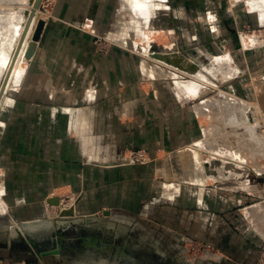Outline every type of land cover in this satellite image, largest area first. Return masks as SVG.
I'll return each mask as SVG.
<instances>
[{
    "label": "crops",
    "instance_id": "crops-1",
    "mask_svg": "<svg viewBox=\"0 0 264 264\" xmlns=\"http://www.w3.org/2000/svg\"><path fill=\"white\" fill-rule=\"evenodd\" d=\"M257 1H249L251 7L233 0L57 1L51 15H44L36 51L31 60H25L0 109V192L4 197L0 215L19 217L18 221L38 219L25 227L40 224V229L45 220L35 217L52 215L49 206L72 197L68 207L75 205L77 215L91 217L108 211L103 218L130 227L121 230L125 236L136 238L133 234L139 232L144 243L137 236L140 239L134 245L106 244L99 256L94 255V246L87 247L90 250L81 260L65 259L67 247L41 258L29 252L16 254L6 245L0 246V264H143L146 261L136 255L142 248L165 260L160 264H187L183 242L194 238L190 230L196 219L155 214L168 204L182 209L183 205L207 207V179L199 163L194 167L198 154L190 147L210 141L211 132L223 127L214 119L227 116L217 105L213 110L205 101L190 105L186 100L201 94V77L221 69L205 66L191 73L192 79L177 80L174 88L160 80V75L171 72L152 61L116 47L109 53L96 52L93 35L82 26L110 36L114 23L124 19L126 2L132 3L140 29L176 37L184 51L190 50L194 39L205 51L206 47L214 52L215 47L219 52L229 47L237 62L247 59L256 67L264 64V42L252 43L253 35L248 34L243 51L235 29L264 27V0ZM207 9L218 17L216 33L205 22H190ZM223 61L228 64L230 58ZM227 97L237 99L232 94ZM255 99L264 112V92ZM207 108L213 110L211 115ZM209 119L217 125L208 123ZM135 148L148 149L157 161L128 162L126 157ZM170 189L176 195L180 190L181 201L166 194ZM204 213L196 220L201 229L197 237L214 246L219 260L213 264H264L261 231L238 217L219 216L214 217L212 232H207ZM69 248L71 253L79 252L77 247Z\"/></svg>",
    "mask_w": 264,
    "mask_h": 264
},
{
    "label": "rangeland",
    "instance_id": "rangeland-1",
    "mask_svg": "<svg viewBox=\"0 0 264 264\" xmlns=\"http://www.w3.org/2000/svg\"><path fill=\"white\" fill-rule=\"evenodd\" d=\"M29 1L30 0H0V18H2L0 21L3 20L5 13L10 12L11 14H8H10L14 20L12 24H17L16 26L22 25L20 27L25 28L26 25H24V23L26 21L27 24L29 20V17L26 14V2L29 3ZM57 1L58 0H44L42 10L48 11V16L51 15L52 9L56 5ZM159 1L160 0H153L155 4ZM233 1H237L239 4L244 5L245 7H251V3H249V1L254 2L255 0ZM210 3L212 4V2ZM211 4L208 3L206 5ZM133 9V4H128L126 2L125 14L121 15L124 19L114 23L110 36L90 28L85 30L86 28H84V25L82 26L84 31H87L93 35L95 51L98 53H109L111 49L116 47L124 50L128 54L136 55L142 60L152 61L155 64L160 65L163 70L166 69L167 71L171 72L170 74L168 72V75L166 74L167 76L160 75V80L173 85L174 88H176L175 85L177 80L181 81L192 79V74L190 71L183 70L181 68L183 61L190 62L189 69L194 71L196 69H202L205 66L209 67L210 69H222V71L220 70L217 74L212 75L211 73H207L208 76H206V78H209L210 80L207 79V81L203 80L202 82H199L201 94L195 98L186 100L187 103L193 105L195 102L196 104H199L200 102L205 101L210 106H215L220 102L223 104L224 99L222 98H224L225 95H234L238 101H245L249 105V107H246L247 109L245 113H238L240 116V122L244 124L242 126H249L253 123V125H255L256 134L258 137H262L263 140H261L264 143V112L259 107V104L255 99L256 95H260L264 92V64H259L256 67H252L247 59L237 62L235 57L231 54L229 47H222L221 52H219V47H215L216 52L211 51V49L206 47L207 50L205 51V49H203L202 46L198 44L196 39H194V45L191 46L190 50L184 51L180 44L177 45L176 37H172L171 35L165 37L164 35L157 33L150 34L146 27L140 29L138 18L134 15ZM190 20V22H205L213 33H216V28H218V17L210 9L205 10L204 13H200L195 17H191ZM21 22L23 23L21 24ZM180 22L181 20L179 23ZM12 24L8 27H12ZM3 25H5V23L2 24V22H0L1 35L5 32ZM13 27H15V25ZM147 33H149V37L151 38L150 42L145 39ZM235 34L239 36V41L241 43L240 49L243 51H245L246 48V46H244V41L248 34L253 35L251 39L252 43L261 41L264 42L263 25L255 27L252 25L236 27ZM2 39L3 38L0 36V84H3L6 78L4 57H6L8 50L11 48V41H9V39L7 40L6 38L3 39L4 41ZM250 44L251 43L249 42V45ZM188 53L190 55H188ZM198 53L201 54V57H199L200 59H198ZM169 58H178L179 61L173 65L171 64ZM228 58H230V63L226 64L223 60ZM8 82L9 81H7V85L0 102V109L3 106V100L6 99L9 89L12 85L11 82ZM209 112L210 109L208 110V113ZM214 120H216L217 123L222 126V117L216 118ZM208 123L212 124L215 123V121L213 122L212 120ZM217 123L215 124L217 125ZM217 130L211 132L209 137L206 136L210 140H206V144L202 146L194 144L192 147H190V149L195 151V155L198 154L197 162L193 164L194 167H197L199 163V167L202 169L203 175L207 179V207L203 209V207L200 205L193 209V207L183 205L182 209L181 206H170L171 204H168L165 210H161V212L159 211L160 213L158 212L157 215L155 214V216L193 217L197 220L198 215L204 211L206 213H204V215L207 217V232H212L214 217L231 216L238 217V219L242 220L243 224L248 223L249 226L251 225L254 229H258L264 234V155L262 157L259 155L263 154L264 145H257V147L253 148L244 145L236 146L235 142L230 139L231 134L229 132H227L225 129H221L219 132H217ZM232 130H234V128ZM237 133L238 129L236 131V134ZM236 134L234 135L236 136ZM229 140L232 142L230 143ZM229 144L232 146L234 145V149L232 146L230 147ZM235 146L238 148L241 147L240 149L242 153L244 151L246 157H238L240 159H237L232 154V152L234 153V150L239 151V149ZM251 149H253V151ZM249 150H251V152ZM136 152L143 153L145 158H141V160H135L133 155ZM241 155L243 154H240V156ZM157 159L158 157L153 156L146 148L132 149L129 153V156L126 157L128 162L137 165L153 163L157 161ZM218 169H222V173L220 170L217 172ZM180 175L182 174L179 173V177ZM166 194L171 195V197L179 200L182 197L180 190H178L177 195L172 189L166 191ZM0 198H4L2 197L1 192ZM62 200L65 204H70L72 202V197H64ZM215 202L217 204V208L214 205ZM174 203H177V201L175 200ZM62 206L63 205L60 204L55 207L49 206L50 211L53 212L52 215H49L48 217H35L39 218V220H45V223L40 229L38 228V230H27L24 228L25 224L38 222V219H32L31 221H18L17 218L19 217H5L0 215V230H10L15 228L20 231V234L14 236L9 241V243H0V246L8 245L16 254L29 252L33 257H37L38 254L36 248L31 243H26L27 237L30 236L37 242V247L39 250L56 248L58 245H61L62 247H67V249H69L63 255L65 259L76 260L78 258V260H81L86 257L85 250H90L92 246H94L93 249L95 250L94 255L99 256V252L103 250L105 247L104 245L106 244L111 245L117 242L126 241L129 244L134 245L138 243L137 241L140 239V237L142 238L139 232L133 234L136 236V238L125 236L121 230L127 231L130 229V227L125 228L123 225H120L115 221L106 220V218H103L105 215L104 212H99L98 215L86 217V221L72 220V217H60L59 213ZM1 211L2 210L0 209V214H2ZM145 214L149 216L148 212ZM196 220L193 226H191L192 229L190 230V234H193L194 238L189 237V239H185L183 242L185 259L187 264H213V261H217L219 258L214 253L212 243L201 241V239L199 240V237H197L200 234L201 229L199 231V226ZM55 221H58V223H55ZM59 232H61L62 235H58ZM142 232L144 237L145 232ZM13 233H15V230ZM142 243H144L143 238ZM209 243L211 244L210 247H207L206 249L201 247V245ZM147 244L154 245L156 243L149 242ZM192 245H197L199 247L197 250H194L193 247H191L192 249H189V247ZM70 246L77 247L79 252L77 254L74 252L71 253L69 248ZM136 255L141 258L142 261H146L143 264H160L161 261L165 262V260L160 256L154 257L153 253H148L143 248L141 249L140 253H136Z\"/></svg>",
    "mask_w": 264,
    "mask_h": 264
},
{
    "label": "bare ground",
    "instance_id": "bare-ground-1",
    "mask_svg": "<svg viewBox=\"0 0 264 264\" xmlns=\"http://www.w3.org/2000/svg\"><path fill=\"white\" fill-rule=\"evenodd\" d=\"M15 1V0H14ZM24 1V0H23ZM35 1L36 0H30L29 1V3L28 2H26L27 4V9H26V14L28 15V17H30L32 14V18H31V20H30V24H29V28L27 29V32H26V35L24 36V40H23V43H22V45H21V47L19 48V46H20V43H21V40H22V37H23V35H24V32H25V28L23 27H20V26H22V25H18V26H16L17 24H14L15 25V27H13L14 25L12 24V22H14V20L12 19V17H11V13L10 12H8V13H10V14H8V13H3L5 16L3 17V15H2V17H3V20L2 21H0V22H2V24H4L5 23V25H3V28H4V30H5V32L1 35L0 34V36L4 39V38H6L7 40L9 39V41H11V43H10V50H8V52H7V55H6V57H4V63H5V74L7 75V73L10 71V76H9V82L8 83H12V82H14L16 79H17V77L20 75V73H21V71H22V69H23V65H24V62H26L25 60H26V58H25V52H26V50H27V47H28V45H29V42L30 41H32L33 40V35H34V33H35V31H36V28H37V25H38V23H39V21L40 20H44L45 19V17L43 16V15H45L46 13H48V11H43L42 10V6H43V3H44V0H42L41 1V3L42 4H40V6L39 7H36L35 8ZM5 4H6V2H5ZM20 4H22V3H20ZM3 5V4H2ZM45 5V4H44ZM23 6V5H22ZM24 7V6H23ZM8 10V9H7ZM46 10H48V9H46ZM11 11V10H10ZM34 11V12H33ZM1 17V16H0ZM16 18V17H15ZM0 19H2V18H0ZM29 21V20H28ZM17 22V21H16ZM19 22V21H18ZM23 22H21V24H22ZM11 24L13 25L12 27H8V26H11ZM7 25V26H6ZM24 25H27L26 24V21H25V23H24ZM24 29V30H23ZM24 31V32H23ZM2 39V40H3ZM4 41V40H3ZM19 50V51H18ZM169 60H170V62H171V64H173V65H175V63L178 61V58H169ZM226 62V61H225ZM189 64H190V62H185V61H183L182 62V69L183 70H187V71H190V73H195L196 71H198L197 69L194 71V70H190L189 69ZM215 70H217V69H215ZM217 71H219V70H217ZM221 71H222V69H221ZM214 72V71H213ZM223 72H224V70H223ZM217 73V72H216ZM228 75V74H227ZM217 76V75H216ZM225 77V76H224ZM201 79H203V80H205V81H207V79H209V78H202L201 77ZM202 80V81H203ZM210 80V79H209ZM209 82V81H208ZM218 86V85H217ZM1 88H2V84H0V90H1ZM225 93V92H224ZM229 96V95H228ZM222 99H224V101H223V104H222V102H220V101H218V102H220L217 106L220 108L219 110H221L220 111V113H224L227 117L225 118H223V116H222V120L224 121V122H222L223 123V127H222V129H225L227 132H229L228 134L230 135V139H232L233 140V142H235V144H236V146H249L250 148H253V147H257V145H259V146H261V145H264V143H263V139H262V137L260 138V137H258V135L256 134V131H255V125H249V126H242V125H244V124H241L240 122H239V117L237 116V113L238 112H240V111H242V112H246V107H249V105L246 103V102H243L242 100H239L238 101V99H234V98H229V97H227V96H225V98H222ZM221 100V99H220ZM237 100V101H236ZM214 101H216V100H214ZM222 101V100H221ZM242 101V102H241ZM217 103V102H216ZM222 104V105H221ZM251 104H253V103H251ZM250 104V105H251ZM201 105H204V104H201ZM206 105V104H205ZM205 105H204V108H206L205 107ZM207 105H209V104H207ZM254 107V106H253ZM203 108V107H202ZM203 108V109H204ZM209 108V107H208ZM207 108V111L209 110ZM211 108V107H210ZM214 107L212 106V108L211 109H213ZM202 109V110H203ZM204 110H206V109H204ZM214 110V109H213ZM213 110H210V113H212V111ZM216 111V110H215ZM214 111V112H215ZM203 112H205V113H207L206 111H203ZM218 112V111H217ZM204 113V114H205ZM209 113V114H210ZM216 113V112H215ZM209 114H207V115H209ZM206 115V116H207ZM211 115V114H210ZM216 115V114H215ZM220 116V114L218 113L217 114V116ZM222 115V114H221ZM224 115V116H225ZM213 117V116H212ZM221 117V116H220ZM209 118V117H208ZM209 121H210V119H209ZM236 127H237V129H238V133L236 134V131H237V129H236ZM249 127V128H248ZM234 128V130H232ZM235 129H236V131H235ZM229 130V131H228ZM243 131V132H242ZM233 134V135H232ZM234 134H236V136L234 135ZM262 139V140H261ZM230 141V140H229ZM232 141H230V143H231ZM244 143H247V144H244ZM234 144V143H233ZM234 146V145H233ZM235 146V147H236ZM236 148H238V147H236ZM241 148V147H240ZM240 148H238L239 149V151H235L234 150V153L232 152V154L237 158V159H240L241 157H246L245 156V153H244V151H243V153H242V151H241V149ZM234 149V148H233ZM243 150V149H242ZM252 151H253V149H251ZM251 150H249L250 152H251ZM259 151V150H258ZM256 152V151H255ZM261 153V152H260ZM240 154H243V155H241L240 156ZM252 154H253V152H252ZM256 154H257V152H256ZM256 154H255V156H256ZM247 155V154H246ZM261 157L264 155V152H263V154H259ZM258 155V156H259ZM254 156V155H253ZM238 157H240V158H238ZM232 158H234V157H232ZM235 158V159H236ZM260 167V166H259ZM208 170V169H207ZM71 204H73V203H71ZM66 207H68V204H67V206ZM42 226V225H41ZM29 229H38L39 227H40V224H34V225H29V226H27ZM16 231V233L18 232V230H15Z\"/></svg>",
    "mask_w": 264,
    "mask_h": 264
},
{
    "label": "water",
    "instance_id": "water-1",
    "mask_svg": "<svg viewBox=\"0 0 264 264\" xmlns=\"http://www.w3.org/2000/svg\"><path fill=\"white\" fill-rule=\"evenodd\" d=\"M41 1L42 0H36L35 1V5H34L35 8L40 6ZM32 15L29 17V21H28V23H27V25L25 27V32H24V35H23V38L21 40L19 48L21 47V45L23 43L24 36L26 35L27 29L29 28V24H30V20L32 18ZM43 26H44V20L42 19V20L39 21V23L37 25V28H36V31H35V33L33 35V40L29 42V45H28L27 50L25 52V58H26L27 61L31 60V58L33 57V55H34V53L36 51L37 43H38V40H39V38L41 36V32L43 30ZM9 76H10V71L7 73L5 81L2 84V88L0 90V102H1V99H2V96H3V92L5 91V87L7 85V81L9 79ZM104 214H108V211H104ZM59 215H60V217L72 216V220H79V221H86L87 220V218L85 216L77 215L75 205L70 207V208L61 209ZM74 218H76V219H74ZM55 223H58V221H55ZM24 228H26V227H24ZM26 229L29 230L28 228H26ZM10 230H0V236H1L0 237V243L7 244V243H9V241L14 236L20 234V231L18 229H17L18 232L16 234H14V233L11 234ZM58 235H62V233L59 232ZM26 243H31L36 248L37 254L41 258H44L47 255L59 254L61 252V245H58V247H56V248H51V249H46V250H39L38 247H37V242L34 239H32L30 236L27 237Z\"/></svg>",
    "mask_w": 264,
    "mask_h": 264
},
{
    "label": "built area",
    "instance_id": "built-area-1",
    "mask_svg": "<svg viewBox=\"0 0 264 264\" xmlns=\"http://www.w3.org/2000/svg\"><path fill=\"white\" fill-rule=\"evenodd\" d=\"M135 154H136V155H135ZM133 156H134V159H135V160H141V158H145V155H144L143 153H141V152H136V153H134ZM60 205H63V206L61 207V209L67 208V207H66L67 204H65V203L63 202V200H61ZM210 245H211L210 243H209V244H204V245H201V247H202L203 249H206L207 247H210ZM191 247H193L194 250H197L199 246H197V245H192V246L189 247V249H192ZM213 250H214L215 255H216L217 257H219V255H217L216 252H215V248H214V246H213Z\"/></svg>",
    "mask_w": 264,
    "mask_h": 264
}]
</instances>
